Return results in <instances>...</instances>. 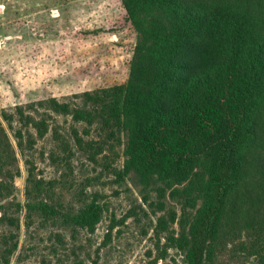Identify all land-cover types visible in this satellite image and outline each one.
I'll use <instances>...</instances> for the list:
<instances>
[{"label": "trees", "instance_id": "trees-1", "mask_svg": "<svg viewBox=\"0 0 264 264\" xmlns=\"http://www.w3.org/2000/svg\"><path fill=\"white\" fill-rule=\"evenodd\" d=\"M121 3L136 33L125 83L0 115V264L19 248L15 213L25 211L28 229L35 220L57 227L63 248L64 234L75 242L102 221L90 185L66 201L62 180L38 170V144L49 135L58 169L73 171L80 153L118 182L136 176L157 217L154 264L168 250L183 264H264V0ZM19 154L25 204L15 197Z\"/></svg>", "mask_w": 264, "mask_h": 264}, {"label": "rangeland", "instance_id": "rangeland-1", "mask_svg": "<svg viewBox=\"0 0 264 264\" xmlns=\"http://www.w3.org/2000/svg\"><path fill=\"white\" fill-rule=\"evenodd\" d=\"M135 44L136 33L121 0H0V115L14 112L17 105L49 97L63 100L125 83ZM59 121L70 127V121ZM54 147L50 135L39 142L38 170L47 180H62L66 201L90 185L86 192L97 194L104 207L102 221L94 234L81 232L75 242L64 234L70 243L63 248L56 241V234L62 233L57 227L35 220L28 229L25 211H12L21 227L11 264H154L160 255L154 233L157 217L144 202L136 176L118 182L80 153L73 159V171L58 169L48 159ZM18 156L21 175L15 181V197L25 204L28 173ZM123 161L122 156L115 167ZM149 196L156 199L153 192ZM157 264H183V258L168 250L166 260Z\"/></svg>", "mask_w": 264, "mask_h": 264}]
</instances>
